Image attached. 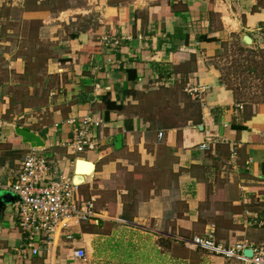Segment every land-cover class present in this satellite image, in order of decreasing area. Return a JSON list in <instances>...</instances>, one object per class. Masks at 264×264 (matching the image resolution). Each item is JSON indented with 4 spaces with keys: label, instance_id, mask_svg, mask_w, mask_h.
<instances>
[{
    "label": "crops",
    "instance_id": "obj_1",
    "mask_svg": "<svg viewBox=\"0 0 264 264\" xmlns=\"http://www.w3.org/2000/svg\"><path fill=\"white\" fill-rule=\"evenodd\" d=\"M47 1L0 0L8 71L0 67V192L18 200L2 189L32 149L18 126L44 142L50 179L90 165L77 189L94 200L97 218L72 229L74 243L55 234L32 255L6 202L0 264H163L158 239L176 243L193 230L224 246H257L247 232H264V0H83L60 11ZM72 13L86 25L44 46ZM18 25L32 30L20 35ZM27 35L37 40L23 50L39 53L33 65L7 39ZM21 84L23 99L13 92ZM193 87L201 91H185ZM106 95L122 111L105 116ZM85 117L98 146L67 156L59 143L70 136L68 120ZM75 248L85 261L72 257Z\"/></svg>",
    "mask_w": 264,
    "mask_h": 264
},
{
    "label": "built area",
    "instance_id": "obj_2",
    "mask_svg": "<svg viewBox=\"0 0 264 264\" xmlns=\"http://www.w3.org/2000/svg\"><path fill=\"white\" fill-rule=\"evenodd\" d=\"M110 43L116 45L118 42L113 39ZM185 91L193 94L201 90L193 87ZM70 124V136L59 143V147L65 149L66 155L75 156L94 151L98 142L92 137L90 130L92 120L83 118L80 124L75 121ZM201 148H206V145H201ZM43 151L31 149L27 152L13 172L12 180L2 187L18 198L13 202L12 208L18 219V229L28 241L24 247L31 251L32 255L38 254L36 242L47 245L55 234H60L65 241L74 243L72 229L82 223L94 222L97 218L94 214V200H82L78 196V185L74 184L70 177L49 178L50 168ZM177 240L188 249H199L240 264H264L263 245L248 246L236 243L224 246L216 243L210 232L190 239ZM246 249L252 252L250 258L243 256ZM22 253L23 250H20L21 255ZM72 257L85 261L86 254L82 248H75Z\"/></svg>",
    "mask_w": 264,
    "mask_h": 264
},
{
    "label": "rangeland",
    "instance_id": "obj_3",
    "mask_svg": "<svg viewBox=\"0 0 264 264\" xmlns=\"http://www.w3.org/2000/svg\"><path fill=\"white\" fill-rule=\"evenodd\" d=\"M25 4L29 6V5H31V2H27ZM47 5H48L49 9H51L53 11H60L65 6L66 7H75V6L83 7V6H85L83 0H49V2L47 1ZM71 19H73L74 21L71 22V20H69L68 21L69 24L67 25V27L61 26V29L57 30V32L55 33L56 35L54 36L57 39H53L52 41L47 40L45 42L44 46H49L47 44H51V49L53 50L54 47H56L57 45L60 44V40L64 38L63 36H64L65 31H67L68 34H71L75 30H77V31L80 30L82 28L81 25H84V26L86 25V24H82V22L80 21V19H82L81 13H79V15H75V13H72ZM31 27H32V25H29V26L18 25L14 28H15V31L20 34V31L26 32L27 30H32ZM30 33H31V31H30ZM37 38H38V34H37ZM7 39L9 40L11 46H14L17 49V51L21 54V56H19L20 58H22V56L24 58H27V59H25L26 64L33 65L34 63H36V58L38 57L37 54L39 55V53L23 55V54H26V52H23V50L27 47L29 50L31 47H33V45L36 46L37 40H34V42L32 43V40H31V38L28 37V35H27L26 39H23L22 37L18 38V39H20L18 41L14 40V39L12 40V38H7ZM38 40H39V38H38ZM55 40H57V41H55ZM42 49H43V47H41L39 49V51H41L43 53L47 52V50H48L47 48H46V51L42 50ZM0 57H1V55H0ZM11 58H12V56H11ZM6 64H7V61H5L4 59H0V67L3 69V71H2L3 76H4V74H6L8 72ZM255 84H257V87L255 86L256 89H254L253 92H254V94H260V89H261L260 83H255ZM21 86L18 87V85H17L16 87L13 88L14 89L13 92L14 91L19 92V94H16L17 97L19 96V99H23V93H25V91H27L26 89H28V87H26V85L21 84ZM25 104L28 105V103H24L23 105H25ZM33 105L41 106V104L39 102H36ZM15 110L21 112V109L19 107H16ZM10 111L12 112V111H14V109L10 108ZM85 118L91 119L90 117H85ZM81 120H80V122H78L79 124L81 123ZM72 121H74V120H68L69 126H72L70 124ZM3 148H4V146L3 147L1 146V149H3ZM91 174H90V176L87 177L88 180H90ZM201 234L202 233H200V232L198 233L195 230H193V232H187V233L180 232L179 236L175 240L176 243H172L174 241L173 238H171V239L170 238L158 239V242H162L163 252L165 253V255H167V256H165V261L163 264H200L201 262H203V264H240L239 262H235L233 260L223 259L221 257H217L215 255L209 254V253L202 251V250H199V249H196V250L194 249L193 251L190 249H186V247L180 241L177 240L179 238L190 239L193 236H200ZM247 238L258 243L257 246H262L263 244L260 245L259 241L264 239V232H262V233L259 231L247 232ZM163 243H164V245H163ZM226 246H229V245H226ZM215 258H216V260H217V258H220V260L215 261ZM183 259H186V262Z\"/></svg>",
    "mask_w": 264,
    "mask_h": 264
},
{
    "label": "water",
    "instance_id": "obj_4",
    "mask_svg": "<svg viewBox=\"0 0 264 264\" xmlns=\"http://www.w3.org/2000/svg\"><path fill=\"white\" fill-rule=\"evenodd\" d=\"M243 40L245 42H247V37H244ZM14 133L15 135L20 139V141L23 144H27L29 145L30 148L32 149H39V148H43L44 147V142L42 141V139L35 133L26 130L25 128H21V127H13ZM76 181V176L73 177L72 182L75 184ZM78 185V184H76ZM1 194V199H0V209H3L5 206L6 202H14L13 199H9V196H7V194H3V192H0ZM16 201V199H15ZM252 255V252L250 249H246L243 251V256L250 258Z\"/></svg>",
    "mask_w": 264,
    "mask_h": 264
},
{
    "label": "trees",
    "instance_id": "obj_5",
    "mask_svg": "<svg viewBox=\"0 0 264 264\" xmlns=\"http://www.w3.org/2000/svg\"><path fill=\"white\" fill-rule=\"evenodd\" d=\"M133 72L127 71L126 75H127V78L129 80H133L132 75H131ZM101 104H102V108H103V112L105 113V116H107L108 113H110V112H119V111H122V109H123V106L116 104L115 102H112L107 95L102 97ZM213 238H214V236H213ZM214 240L216 243H219L216 241L215 238H214ZM201 263L203 264V262H201Z\"/></svg>",
    "mask_w": 264,
    "mask_h": 264
},
{
    "label": "bare ground",
    "instance_id": "obj_6",
    "mask_svg": "<svg viewBox=\"0 0 264 264\" xmlns=\"http://www.w3.org/2000/svg\"><path fill=\"white\" fill-rule=\"evenodd\" d=\"M90 165L86 163H78L77 165V174H76V181L75 184H79L82 182L83 178L82 175L84 173H87V171L90 169Z\"/></svg>",
    "mask_w": 264,
    "mask_h": 264
}]
</instances>
